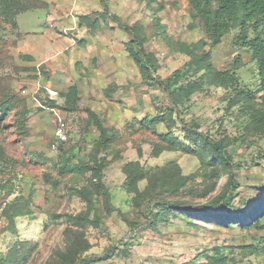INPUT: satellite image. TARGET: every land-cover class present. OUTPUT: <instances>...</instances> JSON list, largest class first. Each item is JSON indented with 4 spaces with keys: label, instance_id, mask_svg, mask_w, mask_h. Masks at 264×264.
I'll list each match as a JSON object with an SVG mask.
<instances>
[{
    "label": "rangeland",
    "instance_id": "rangeland-1",
    "mask_svg": "<svg viewBox=\"0 0 264 264\" xmlns=\"http://www.w3.org/2000/svg\"><path fill=\"white\" fill-rule=\"evenodd\" d=\"M46 1L50 4L47 18L45 9L28 11L17 16L16 28H13V22H2L0 28V51L12 57L0 59V101L11 100L3 139L10 154L17 160L15 170L0 175V181L13 180L16 191L32 198L33 209V216L17 220L18 233L2 231L0 257L7 254L16 241L29 242L32 254L28 264H42L53 249L64 244V222H52V213H78L86 208L80 197L69 194L65 187L69 179H63L59 185H54L52 179L58 177L54 165L60 159L61 149L56 133L63 124L68 135L66 146L78 143L85 135L88 147L80 153L82 158H86L98 136L95 127L86 131L85 108L90 106L103 118L105 125L116 127L122 133L109 154L105 175L117 210L101 226L88 227L92 243L89 254L105 257L93 264L264 263V255L245 256L241 253L243 245L262 243L263 229L240 224L223 226L216 221L179 212L169 215L155 229L144 225L138 229L123 220L118 212L120 210L137 223L145 221L144 216H134L132 195L123 189L124 163L139 160L148 166H155L176 160L183 172L190 174L198 169V160L194 155L178 151L152 156L151 141L155 135L151 130L141 129L135 120L154 115V98L162 101L164 95L142 81L125 46L131 38L130 33L111 20H102L96 30L80 25V14L91 13L95 17L94 13L103 10L101 1ZM108 2L111 12L124 20L144 24L148 36L147 48L158 57L161 64L159 73L163 77L188 59V56L172 48L173 40L192 43L205 37L197 22L195 28L190 26L193 22L187 0L150 2L157 9L170 39L157 35L148 0ZM74 39L85 42L80 45ZM232 39L233 35L228 34L212 48V62L222 70L237 68L242 81L255 88L258 81L252 77L254 63L247 50L235 47ZM205 48L210 47L207 45ZM238 55L242 59L235 64ZM31 67L36 69L27 70ZM73 83H78L80 87L81 109L68 113L61 107L63 97L60 92L66 91ZM113 85L114 93L109 97L105 90ZM223 94L213 86L195 93L188 116L195 117L202 129L211 131L217 137L229 135L238 138L229 148L234 160L240 164L236 173L240 188L235 192L234 203L245 213L255 212V206L264 199V154H260L264 138L250 136L243 140L241 134L246 119L237 117L233 110L227 108ZM131 123L135 125L131 126ZM158 129L166 131L161 123ZM174 130L183 136L178 126ZM143 185L145 182H142ZM14 196L11 195L12 198ZM3 226L0 220V230ZM223 257L226 260L220 261Z\"/></svg>",
    "mask_w": 264,
    "mask_h": 264
},
{
    "label": "trees",
    "instance_id": "trees-1",
    "mask_svg": "<svg viewBox=\"0 0 264 264\" xmlns=\"http://www.w3.org/2000/svg\"><path fill=\"white\" fill-rule=\"evenodd\" d=\"M100 1L103 10L94 13L95 17L91 13L80 14V25L96 30L102 20H111L130 33L131 38L125 46L142 81L149 88L159 89L164 95L162 101L154 98V115L135 120L141 129L151 130L155 135V139L151 141L152 156L159 157L163 152L178 151L194 155L199 163L198 169L190 174H185L176 160L155 166H148L139 160L124 163L123 189L132 195L134 216H144L145 221L137 223L138 221L131 220L120 210L118 212L123 220L136 225L138 229L142 225L155 229L169 215L179 212L190 217L216 221L223 226L240 224L264 230V199L255 206L257 210L250 213L237 209L234 203L235 192L240 188L236 174L240 164L234 160L229 148L238 138L229 135L217 137L211 131L202 129L195 117L188 116L192 96L213 86L224 92L223 99L227 101V108L233 110L237 117L246 119L242 127L243 140L250 136L264 138V0H187L193 22L190 26L195 28L197 22L205 32V37L192 43L173 40L172 48L188 56V59L165 77L159 73L161 64L158 57L147 48L148 36L144 24L129 23L117 13L111 12L108 0ZM152 1L148 0V6L153 11L155 31L157 35L170 39L161 17L157 15V9L150 3ZM38 9H45L47 18L50 14L49 2L0 0V28L2 22H13V28H16L18 15ZM228 34L233 35L235 47L246 49L249 53L255 66L252 77L258 81L255 88L242 81L237 68L222 70L214 66L212 48L219 45ZM76 41L80 45L85 42L83 39ZM207 45L209 49L205 48ZM7 58L12 57L0 51V59ZM241 59L240 55L236 56L235 64H239ZM35 69L36 67L27 68ZM113 88L114 85L106 88L105 94L112 97ZM80 94L78 83H73L66 91L60 92L63 97L62 109L68 113L79 111ZM10 105V99L0 101V175L12 173L17 162L3 139V131L8 126L5 121ZM85 113L86 131L95 127L98 136L86 153V158L80 157V153L88 147L85 135L78 143L70 146H66L68 138L58 139L61 155L54 165L58 177L53 178L52 183L59 185L63 179H69L65 183L69 194L80 197L86 208L78 213H52V222H64V244L53 249L42 264H93L105 258L89 254L92 243L88 227L101 226L117 210L105 175L109 154L122 133L116 127L105 125L103 118L92 107L87 106ZM135 123H131V126ZM160 123L165 125L166 131L158 129ZM176 126L182 130L183 136L174 130ZM260 152L264 154V148ZM46 175L50 176L49 172ZM142 182L145 185L142 186ZM13 194L15 196L12 198ZM201 198L205 200L199 201ZM24 216H33L32 198L22 191H16L13 180L0 181V220L4 224L0 234L2 231L18 233L17 220ZM261 242L259 245H243L241 253L245 256L264 255V237ZM31 254V243L16 241L7 254L0 257V264H28ZM221 259L220 261L226 260L224 257Z\"/></svg>",
    "mask_w": 264,
    "mask_h": 264
},
{
    "label": "built area",
    "instance_id": "built-area-1",
    "mask_svg": "<svg viewBox=\"0 0 264 264\" xmlns=\"http://www.w3.org/2000/svg\"><path fill=\"white\" fill-rule=\"evenodd\" d=\"M56 135L58 136L59 140H66L68 138L66 130L64 128V124H63V127L59 128V130L57 131Z\"/></svg>",
    "mask_w": 264,
    "mask_h": 264
},
{
    "label": "crops",
    "instance_id": "crops-1",
    "mask_svg": "<svg viewBox=\"0 0 264 264\" xmlns=\"http://www.w3.org/2000/svg\"><path fill=\"white\" fill-rule=\"evenodd\" d=\"M74 40H76V39H74ZM76 43H77V41H76Z\"/></svg>",
    "mask_w": 264,
    "mask_h": 264
}]
</instances>
